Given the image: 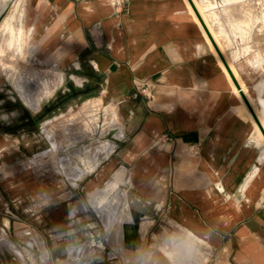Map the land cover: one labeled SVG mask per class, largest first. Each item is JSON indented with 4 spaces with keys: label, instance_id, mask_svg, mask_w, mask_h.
<instances>
[{
    "label": "crops",
    "instance_id": "0c3cea01",
    "mask_svg": "<svg viewBox=\"0 0 264 264\" xmlns=\"http://www.w3.org/2000/svg\"><path fill=\"white\" fill-rule=\"evenodd\" d=\"M17 1L0 0V22ZM192 1L264 127L256 110L264 112V0ZM20 3L37 55L97 74L103 101L116 112L104 166L106 178L122 171L119 187L133 207L139 246L123 247L127 264H171L173 243L157 242L152 232L160 220L167 233L170 226L187 236L182 250L198 249L193 264H264V134L190 0ZM95 213L81 231L66 205L46 210L35 217L36 234L69 228L83 243L95 225L105 242ZM6 234L0 264H53L43 243ZM53 249L64 250L57 241ZM104 263L114 264L108 254Z\"/></svg>",
    "mask_w": 264,
    "mask_h": 264
},
{
    "label": "rangeland",
    "instance_id": "374dc122",
    "mask_svg": "<svg viewBox=\"0 0 264 264\" xmlns=\"http://www.w3.org/2000/svg\"><path fill=\"white\" fill-rule=\"evenodd\" d=\"M14 7L13 3L12 11ZM3 26L4 20L0 22V32ZM23 39L22 55L13 57V49L0 53V215L8 218L0 221V240L3 242L10 231H21L22 242L44 244L54 259L53 264H99L104 254L115 264L112 252L103 250L102 244L91 243L92 228L86 232L87 239L83 243L79 242L82 237L72 240L73 236L66 234L69 228L40 234L42 239L36 234L35 217L46 210L66 205L74 218H81L77 228L85 231L87 222L97 221L96 194L109 190L110 198L117 201L125 200V192L128 200L129 196L126 188L119 187L122 171L115 170L106 178L109 170L104 164L110 156L100 150L95 152L104 141H113L115 128L119 126L115 110L107 108L103 101L101 78L87 68H63L40 58L37 44L27 28ZM257 141L260 143L259 139ZM95 153L97 162L92 169L90 158L95 157ZM79 169L84 174L77 177L75 173ZM112 189L116 192L112 193ZM115 204L113 201V206ZM131 209L133 211L132 204ZM98 216L106 232L108 216ZM123 219L129 220L125 213ZM16 222L24 226L20 229ZM147 226L148 222H143L141 230L145 231ZM169 231L167 233L165 222L160 220L152 232L156 233L157 242L168 247L173 243L166 251L171 264L181 260V253L184 258L189 250L196 254L195 247L182 250L186 245L181 244L188 241L187 236L177 235L178 230L170 226ZM55 241L64 250L53 249ZM192 241L201 248L204 246L200 241ZM76 242L81 244L69 247L68 252L67 245ZM105 242H108L107 233ZM124 253L127 264L125 249ZM197 254L200 257L199 252Z\"/></svg>",
    "mask_w": 264,
    "mask_h": 264
},
{
    "label": "bare ground",
    "instance_id": "6f19581e",
    "mask_svg": "<svg viewBox=\"0 0 264 264\" xmlns=\"http://www.w3.org/2000/svg\"><path fill=\"white\" fill-rule=\"evenodd\" d=\"M21 2H22V0H21ZM22 6L23 5L20 3V0L17 1V3L15 4V7L13 8V11L11 13L7 14V16L5 17L4 26L2 28V31L0 32V53H4L8 49H13V57L23 54V50H24L23 49V40H24L23 37H24V33H25V23H24L25 19H23V16L25 17V14H24ZM234 72L236 73L235 69H234ZM256 110L258 111L260 117L262 118V121L264 122V112L259 111V108H257ZM259 136L262 139H264V137H262L261 134ZM263 142H264V140H263ZM85 148H87V147H85ZM112 149H113V142L109 141V139H108V141H104L100 146H98L95 152L97 153L100 150L101 152L106 154L105 156H107L108 153ZM79 150L80 149H77V151H79ZM96 153L94 154L95 157L91 156V158H90L91 164H89V165L92 169L94 168V162H97ZM80 154L82 155V153H80ZM92 154L93 153H91V155ZM101 155L103 156V154H101ZM88 156L90 157L89 153H88ZM77 167H78V165H77ZM72 168H74V167H72ZM73 173H75V172H73ZM76 173H75V175H77V177H80L84 174V171L82 169L81 170L79 169L78 171H76ZM116 180H118L117 177H116ZM115 192H116L115 189H112V193H115ZM124 195H125V200H122V201H117L115 198L114 199L110 198L109 194L105 193L103 191H100V193L96 194L94 197V200L96 202L95 208L97 210V213L103 217L107 215L108 221H110V222L106 221L107 222L106 233H107V241L108 242H103L102 241L103 239L101 240L100 231L98 230V228L95 225H92L93 237L91 239V243L94 245L102 244L103 250H105L107 252H112L114 254L113 256H114L115 264H120L118 262V259L121 260V262H122L121 264H126L127 257L124 253V248H126V250H133L134 248H137L139 246V242H138L139 238H138L137 230H135V228L132 225L133 223H132L130 202L127 198L126 192L124 193ZM113 201L117 203V204H115V206H113ZM118 208H120V211ZM124 213H125V216L129 218V220L123 219ZM122 244H123L124 248L121 250ZM99 249H101V248H99ZM73 251H74V253H76L75 249ZM195 252H196V254H193L192 252H190V250L187 251L186 252L187 256L185 258H184V254L181 253V260L176 261L175 264H193L197 260V257H199L197 254V252H199V251H198V249H196V247H195ZM76 256H78V254H76ZM181 261H183V263Z\"/></svg>",
    "mask_w": 264,
    "mask_h": 264
},
{
    "label": "water",
    "instance_id": "95a60500",
    "mask_svg": "<svg viewBox=\"0 0 264 264\" xmlns=\"http://www.w3.org/2000/svg\"><path fill=\"white\" fill-rule=\"evenodd\" d=\"M190 2H191V4H192V6H193V8H194V10H195V12H196V14L198 15L200 21L202 22V24H203V26H204V28H205V30H206V32H207L209 38L211 39L212 43L214 44V47L216 48L218 54L220 55V57H221L223 63L225 64L226 68L228 69V71H229V73H230L232 79L234 80L235 84H236L237 87L239 88L242 97H243L244 100L246 101V103H247V105H248L250 111L252 112L253 116L256 118V120H257V122H258V124H259V126H260V128H261V130H262V132H263V134H264V127L262 126L261 122L259 121V119H258V117H257V115H256V113H255V111H254V109H253L251 103L249 102L247 96L245 95L244 91L242 90V88L240 87L238 81L236 80L234 74L232 73V71H231V69H230V67H229V65H228V63H227V61H226V59H225L224 56H223V53L221 52L220 48L218 47L217 43L215 42V40H214V38H213V36H212L210 30L208 29L207 25L205 24V22H204V20H203V18H202V16H201V14H200V12L198 11V9H197L196 6H195V4L193 3L192 0H190Z\"/></svg>",
    "mask_w": 264,
    "mask_h": 264
},
{
    "label": "built area",
    "instance_id": "2783aa9c",
    "mask_svg": "<svg viewBox=\"0 0 264 264\" xmlns=\"http://www.w3.org/2000/svg\"><path fill=\"white\" fill-rule=\"evenodd\" d=\"M142 92H144V93H147V88L143 89V91H142Z\"/></svg>",
    "mask_w": 264,
    "mask_h": 264
}]
</instances>
